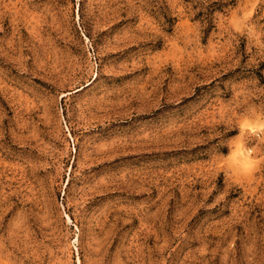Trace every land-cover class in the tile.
Wrapping results in <instances>:
<instances>
[{
  "label": "rangeland",
  "instance_id": "1",
  "mask_svg": "<svg viewBox=\"0 0 264 264\" xmlns=\"http://www.w3.org/2000/svg\"><path fill=\"white\" fill-rule=\"evenodd\" d=\"M0 264H264V0H0Z\"/></svg>",
  "mask_w": 264,
  "mask_h": 264
},
{
  "label": "clouds",
  "instance_id": "2",
  "mask_svg": "<svg viewBox=\"0 0 264 264\" xmlns=\"http://www.w3.org/2000/svg\"><path fill=\"white\" fill-rule=\"evenodd\" d=\"M224 163L234 176L239 177L250 172L252 167L256 164V161L251 158L243 141H240L238 148L235 144L229 145V153L227 154Z\"/></svg>",
  "mask_w": 264,
  "mask_h": 264
}]
</instances>
